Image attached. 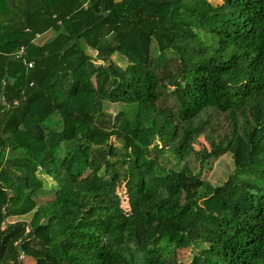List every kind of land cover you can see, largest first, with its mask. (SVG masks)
Segmentation results:
<instances>
[{
	"label": "trees",
	"instance_id": "trees-1",
	"mask_svg": "<svg viewBox=\"0 0 264 264\" xmlns=\"http://www.w3.org/2000/svg\"><path fill=\"white\" fill-rule=\"evenodd\" d=\"M221 1L0 0V264H264V0Z\"/></svg>",
	"mask_w": 264,
	"mask_h": 264
},
{
	"label": "rangeland",
	"instance_id": "rangeland-1",
	"mask_svg": "<svg viewBox=\"0 0 264 264\" xmlns=\"http://www.w3.org/2000/svg\"><path fill=\"white\" fill-rule=\"evenodd\" d=\"M214 5H219L222 3L221 0H209ZM52 36V33H47L43 37H41L40 43L47 40ZM87 53L89 55H94V51L87 50ZM112 61L116 64H118L120 67L125 66V62L117 55H114L112 57ZM122 109V106L119 103H111L106 102L104 110L105 112L110 116H115L120 110ZM112 142L116 145H120L117 140H115L113 137L111 138ZM193 148V154L189 158V166L194 169V171L197 172L200 171L199 161L201 157L211 150V140L206 135H201L195 143L192 145ZM233 170V161L232 157L229 154L223 155L222 157L218 158L217 160H211L208 164V166H204L202 168L201 172V179L204 181H208L212 185H221L223 184L227 178L229 173ZM41 178L45 179V181L48 183V185L51 184V180L48 178H45L42 174L39 173ZM119 190H121V187L119 186ZM51 197H43L38 200V203L42 204L43 202H46L47 200H50ZM30 219V215L26 216V220ZM15 219L10 218L9 221H14ZM193 251H191L190 248L188 249H182L177 251V256L180 262L184 264H188L192 258ZM31 261H28L30 264ZM27 264V262L25 263Z\"/></svg>",
	"mask_w": 264,
	"mask_h": 264
},
{
	"label": "built area",
	"instance_id": "built-area-1",
	"mask_svg": "<svg viewBox=\"0 0 264 264\" xmlns=\"http://www.w3.org/2000/svg\"><path fill=\"white\" fill-rule=\"evenodd\" d=\"M23 53H24V48L21 47L20 50L17 53V57L23 55ZM28 66L31 67L32 66V63H28Z\"/></svg>",
	"mask_w": 264,
	"mask_h": 264
},
{
	"label": "crops",
	"instance_id": "crops-1",
	"mask_svg": "<svg viewBox=\"0 0 264 264\" xmlns=\"http://www.w3.org/2000/svg\"><path fill=\"white\" fill-rule=\"evenodd\" d=\"M50 33V32H49Z\"/></svg>",
	"mask_w": 264,
	"mask_h": 264
}]
</instances>
